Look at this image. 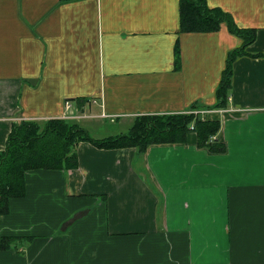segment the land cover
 I'll return each mask as SVG.
<instances>
[{
    "label": "crops",
    "instance_id": "1",
    "mask_svg": "<svg viewBox=\"0 0 264 264\" xmlns=\"http://www.w3.org/2000/svg\"><path fill=\"white\" fill-rule=\"evenodd\" d=\"M207 2L257 29L249 52L264 53V0ZM180 29V0H0V152L13 123L61 118L67 101L129 125L213 106L242 40ZM215 110L223 153L196 134L144 155L82 142L77 169L28 173L0 216V264H264V58L235 62ZM7 235L34 239L4 251Z\"/></svg>",
    "mask_w": 264,
    "mask_h": 264
},
{
    "label": "trees",
    "instance_id": "2",
    "mask_svg": "<svg viewBox=\"0 0 264 264\" xmlns=\"http://www.w3.org/2000/svg\"><path fill=\"white\" fill-rule=\"evenodd\" d=\"M224 24L231 34L242 40V44L228 56L216 90V103L213 106L197 103L191 106L190 111L226 108L233 89L235 62L242 57L264 58V53L249 52V48L257 41V29L240 27L231 13L219 7H210L207 0H180V32L216 33ZM176 47L178 49V45ZM83 103L87 102L79 100L80 109H83ZM221 127V121L213 117L203 119L195 114L140 115L134 119L127 133L95 139L73 119H29L15 122L5 149L0 152V216L10 213L13 200L26 198L28 173L77 169L79 157L76 149L82 142L91 143L103 150L134 148L144 155L152 145L185 144L190 134H196L200 148L223 153L226 146L218 138ZM33 239L16 235L3 236L1 248L4 251L10 250L19 247L24 240L30 242Z\"/></svg>",
    "mask_w": 264,
    "mask_h": 264
},
{
    "label": "rangeland",
    "instance_id": "3",
    "mask_svg": "<svg viewBox=\"0 0 264 264\" xmlns=\"http://www.w3.org/2000/svg\"><path fill=\"white\" fill-rule=\"evenodd\" d=\"M72 114L75 113L73 112ZM75 115H77V112ZM73 120L78 121L81 126L88 130L90 135L95 139H103L123 133L125 134L130 130V127L132 126V124L129 125V119L126 118H121V120L116 122V120L112 121L111 118L97 119L87 116L84 117V115H82L81 113H79L77 115V118H74ZM37 196H39L38 198L41 199V201L47 199L48 197H50L52 201L59 200V197H57L55 193L51 194L50 192H45V194H43V192H38Z\"/></svg>",
    "mask_w": 264,
    "mask_h": 264
},
{
    "label": "built area",
    "instance_id": "4",
    "mask_svg": "<svg viewBox=\"0 0 264 264\" xmlns=\"http://www.w3.org/2000/svg\"><path fill=\"white\" fill-rule=\"evenodd\" d=\"M73 108V104L71 101H67L66 102V111L63 115V119H74V118H77V116H75L74 114H72L71 110ZM223 111V110H221ZM230 111H234V110H231ZM241 111H245L244 109H242ZM214 113H219V110H215V109H200V110H193V111H189L188 114H195V115H200L203 119H206V118H211L212 115Z\"/></svg>",
    "mask_w": 264,
    "mask_h": 264
}]
</instances>
